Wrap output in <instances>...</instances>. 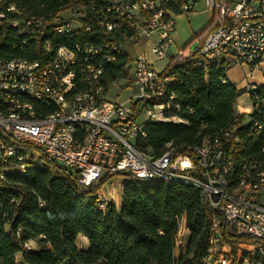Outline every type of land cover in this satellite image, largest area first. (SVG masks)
<instances>
[{"label":"built area","instance_id":"built-area-1","mask_svg":"<svg viewBox=\"0 0 264 264\" xmlns=\"http://www.w3.org/2000/svg\"><path fill=\"white\" fill-rule=\"evenodd\" d=\"M170 0H69L50 18H28L22 13V22H11L10 13L2 12L0 1V32L10 27L16 32L14 48L23 47L26 53L28 38H34L35 58L11 57L0 61V107L7 113H16L17 122L0 121V181L8 182L9 167L26 171V159L43 157L74 170L79 183L88 186L105 175L132 177L138 174L190 175V182L198 189L218 190V201L209 203L213 211L214 236L202 255V264H238L242 247L264 252V174H255V167L264 164V146L259 152L243 153V144L250 137L264 135L260 121L264 120V95L259 85L250 83L245 95L250 107L246 121L229 125V132L213 135L216 147L208 144L188 146L186 152L169 151L161 158H142V149L136 142L146 135L145 126L151 120H169L164 109L169 100L159 107H151V98L173 78L163 75L148 58L149 50L155 60L169 59L173 45L175 11L167 6ZM182 12L192 8L197 0H174ZM215 10L216 25L208 31L201 43L193 48L179 50L173 56L185 57L196 53V61L211 63V55H222V62L243 64L249 76L264 60V0H205ZM53 28L54 38H44V29ZM98 39L76 40L67 45L59 43L52 48V40L72 33H97ZM121 32V39H114ZM147 44V49L140 46ZM80 46L89 47V56L80 57ZM119 46V53H112ZM93 50H101V57H93ZM54 52H76V59L55 62ZM102 55H109L112 63L126 55L123 67L126 75L110 81L112 86L126 84L136 91L123 101L111 99L108 92L94 94L95 71L103 69ZM125 58V57H124ZM81 68H92V75L82 76ZM58 79V86H51ZM67 79H74V87H67ZM169 99L173 95L168 96ZM29 119V126H22ZM178 121L181 119L177 118ZM235 126H242V135H235ZM79 128H88L87 143H77ZM249 181H259V188H249ZM245 182V190L238 201H225L227 189ZM98 207L105 211L107 200L98 197ZM222 202H230V210H221ZM42 205V200H38ZM179 225L180 216H176ZM228 234H243L262 240L250 245L240 244L234 262V253L227 244H221L220 226ZM189 234V233H188ZM186 247L177 242L175 254ZM241 251V250H240ZM248 251V250H247ZM242 264L253 263V254H243ZM29 264V263H27Z\"/></svg>","mask_w":264,"mask_h":264},{"label":"trees","instance_id":"trees-1","mask_svg":"<svg viewBox=\"0 0 264 264\" xmlns=\"http://www.w3.org/2000/svg\"><path fill=\"white\" fill-rule=\"evenodd\" d=\"M68 1L5 0L47 18L59 12ZM167 6L175 13L182 12L174 0ZM215 25L213 19L194 39L198 37L201 43ZM101 35L100 32L72 33L52 40V46L71 45L78 39L94 40ZM44 38H54V34H44ZM15 41L13 28L2 27L0 55L38 56L34 38H28L26 47L33 49L29 54L23 47L14 48ZM195 55L194 52L185 57L172 56L162 70L163 75L173 78L165 83L164 97L160 100L164 104L169 100L170 106L164 109V114L181 121L146 123V135L136 146L149 155H160L169 147L186 152L188 146L199 144L229 126L236 116V122H240L250 115L235 110V100L245 88H237L224 80L227 66L216 67L214 62L206 68L199 66ZM125 59L126 55H121L114 63L105 64L108 74L101 77L105 92L110 81L127 74L123 67ZM126 86L127 83L123 87ZM259 92L264 95V85L259 87ZM169 95L173 97L169 99ZM246 144L245 154L258 152L264 139L254 138ZM42 159L38 164L29 163L24 173L9 176L6 186H0V264H18L17 260L29 264H201L212 235L213 211L195 187L176 181L129 177L122 186L121 205L117 207L107 201L102 211L96 194L113 175L102 176L85 186L79 183L74 170L45 157ZM38 200L43 204L39 205ZM176 216L185 217L189 233L186 249L178 255L174 252L180 225V222L176 224ZM220 233L221 244L233 250V263L240 244L262 242L249 235L228 234L223 224ZM79 234L87 238L86 248L78 247ZM29 241L36 243L37 250H29ZM244 257L241 256L238 264H242ZM251 259L253 263L264 264L254 257Z\"/></svg>","mask_w":264,"mask_h":264},{"label":"bare ground","instance_id":"bare-ground-1","mask_svg":"<svg viewBox=\"0 0 264 264\" xmlns=\"http://www.w3.org/2000/svg\"><path fill=\"white\" fill-rule=\"evenodd\" d=\"M3 3H6L5 0H0ZM13 10H17L18 13H10V21L11 22H22V13L27 14L28 18H43L44 16L33 13L28 11L22 7H19L13 3H6V5H2V12H13ZM47 31L44 34H54L53 28L46 29ZM121 36V32H114V37ZM22 48V47H20ZM52 48H54L52 46ZM56 48H59L57 46ZM119 52V46H112V53ZM89 56V47L88 46H80V57H87ZM13 57V56H11ZM15 57V56H14ZM93 57H101V50H93ZM68 59H76V52H68V53H61V52H54V61L55 62H68ZM0 61H7V56L0 55ZM107 62H112V58L109 55H102V65L103 69ZM199 66L205 67V61H196ZM211 62L218 63L222 62V55H211ZM81 75L82 76H89L92 75V68H81ZM103 76V71H95V78H94V94H104V87L101 83V77ZM51 86H58V79H51ZM67 87H74V79H67ZM164 88L159 90V96L151 98V107H159L161 104H164L160 101L164 97ZM108 90V89H107ZM107 92V91H106ZM0 121H6L9 123H16L17 122V115L16 113H7V107H0ZM22 126H29V119H22ZM260 128H264V120L260 121ZM229 132V126L220 130L219 133H227ZM87 135H88V128H79L77 131V143L78 144H86L87 143ZM235 135H242V126H235ZM264 139V135H254L250 137L252 139ZM203 144H208V147H216V139L213 137L204 138L201 141ZM261 146H264L262 144ZM247 148V144H243V149ZM174 150L172 147L167 148L162 154L154 156V158H161L168 155L169 151ZM261 150V147L260 149ZM253 152V151H252ZM249 151L247 154H252ZM257 152V151H256ZM259 152V151H258ZM245 153V152H243ZM142 158H151V155L147 154L145 151H142ZM29 163L38 164L41 163L39 159H26V168ZM25 171H17V167H9V174H22ZM255 174H264V164H258L255 167ZM132 177L140 178L144 180L150 179H162L165 180V174H157V175H149V174H138L132 175ZM122 181L124 182L128 177H121ZM167 181H176L182 182L184 184L190 185L195 187L200 196L207 201V190L205 189H198V184L195 182H190V175H180V174H168ZM0 186L2 187V182L0 181ZM249 188H259V181H249ZM245 190V182H238L236 183L235 189H227V193H225V201H238L239 194H242ZM218 201V190H211L208 193V204L215 203ZM221 210H230V202H222L221 203ZM185 226V217L181 216L180 218V225L179 231L181 230L182 226ZM179 231L177 234H179ZM211 238L214 236V218H212L211 222ZM177 234L175 237V249L177 247ZM18 264H27L20 260H17ZM202 264V262H201Z\"/></svg>","mask_w":264,"mask_h":264},{"label":"crops","instance_id":"crops-1","mask_svg":"<svg viewBox=\"0 0 264 264\" xmlns=\"http://www.w3.org/2000/svg\"><path fill=\"white\" fill-rule=\"evenodd\" d=\"M216 13L217 12L215 10L208 8L206 6L205 0L195 1L192 4V8L186 13H183V12L176 13L175 14V31L173 33V45L168 50L170 57H172L177 51H179V50L182 51V49H179V47L183 46L188 39H190L194 35H197L199 32H201V30H203L205 28V26H207V24H209L214 19V17L216 16ZM140 47L147 49V44H144ZM186 49H183V50H186ZM147 55H148L149 60L153 64V66L156 67V69H158L160 71L163 70V68L165 67V65L169 61V59L155 60L153 54L149 50H147ZM234 64L240 65L243 68L244 74H245L244 78L242 80H240V82H238V83H234L232 81V79L230 77V73H229L230 67ZM246 73H247V67L245 65L230 62L229 65H227L224 80L231 82L237 88H245L246 89V86L250 83H254V84H257L259 86L264 85V60H262V62H260L257 65V67L252 71V73L249 76H247ZM128 88L129 87H124L123 89L128 90ZM107 92H108V90H107ZM108 97L110 98V96H108ZM126 98H128V97H126ZM126 98L119 100V101H123ZM111 99H113V98H111ZM116 100H118V99H116ZM235 110L237 113H241L244 115L249 114L250 107H249L248 100H247L245 95L241 94L239 97L236 98ZM246 119L247 118L245 117L243 120L246 121ZM118 177H120V176H118ZM111 179H109L104 184L108 183ZM123 183L124 182L120 178V180H118V182L116 184L117 185L120 184L122 187ZM96 195L98 197H102V198L108 200L109 202H114L117 207H119L121 205L122 188H121L119 194L116 195L115 199L108 196V193H106L102 189V187L97 192ZM6 228H7V226H6ZM76 242H77V245L79 248H86L88 246V240L82 234H79L77 236ZM32 243H34V242L31 241V245L33 246ZM33 249H34V246H33ZM20 257H21L20 254H17V258L21 259Z\"/></svg>","mask_w":264,"mask_h":264},{"label":"rangeland","instance_id":"rangeland-1","mask_svg":"<svg viewBox=\"0 0 264 264\" xmlns=\"http://www.w3.org/2000/svg\"><path fill=\"white\" fill-rule=\"evenodd\" d=\"M183 13H186V12H183ZM195 36L196 35H194L193 37L188 39L183 46L179 47V49L183 50L185 48H193L194 46H196L198 44V37H196V39H194ZM229 73H230V77L234 83L240 82V80H242L244 78V75H245L243 68L238 64L232 65L230 67ZM123 86H124L123 84H120L119 86H112L110 89L108 88V96H110V98H113V99L122 100L126 97H130L136 91V88L134 85H131V88H128V90H124ZM169 120L178 121V119L176 117H170ZM111 178H110L111 180L108 183H106L102 186V189L106 193H108V196L115 199L116 195L119 194V192L122 188L120 184H118V185L116 184L118 182V180H120L121 177H118L117 175H113ZM121 180H122V178H121ZM188 240H189V234H188L185 226L183 225L181 230L179 231V234H177V242H181L182 245L184 247H186L188 244ZM32 244L34 246V249L37 250L36 243L34 242ZM33 246L31 245V241L27 242V247L29 248V250L33 249ZM240 250L238 251L240 254L239 258L243 254H248L249 252H251L253 254L254 258L259 259L260 261L264 262V252H260L258 250H252L248 247H242ZM178 254L179 253L177 252L176 255H178Z\"/></svg>","mask_w":264,"mask_h":264}]
</instances>
